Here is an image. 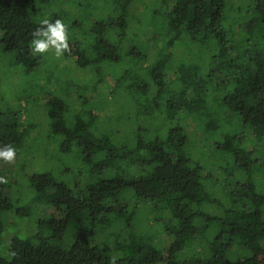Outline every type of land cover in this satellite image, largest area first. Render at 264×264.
Returning <instances> with one entry per match:
<instances>
[{
    "label": "trees",
    "instance_id": "1",
    "mask_svg": "<svg viewBox=\"0 0 264 264\" xmlns=\"http://www.w3.org/2000/svg\"><path fill=\"white\" fill-rule=\"evenodd\" d=\"M67 1L0 0V55L23 67L24 81L47 71L35 87L57 91L39 106L49 139L58 153L76 150L75 169L88 167L90 177L70 183L19 170L13 180L0 160V264H110L105 236L125 251L115 264H264V0H153L136 14V0H96L109 12L66 21L71 51L60 65L33 54L30 42L43 19L64 21ZM157 3L164 12L151 19ZM60 66L97 75L90 100L86 84H63ZM107 92L117 104L100 101ZM31 96H17L19 106ZM8 109L0 147L16 148L20 161L39 125L27 126L26 110ZM155 118L160 126L147 140ZM189 118L212 146L193 149ZM210 151L223 179L207 169ZM18 182L32 189V206L15 207L7 190ZM140 208L153 217L139 221ZM26 213L39 222L20 236L11 224ZM129 227L142 231L127 235Z\"/></svg>",
    "mask_w": 264,
    "mask_h": 264
},
{
    "label": "rangeland",
    "instance_id": "2",
    "mask_svg": "<svg viewBox=\"0 0 264 264\" xmlns=\"http://www.w3.org/2000/svg\"><path fill=\"white\" fill-rule=\"evenodd\" d=\"M79 2H82V5H75L74 6V0H69L67 1V4L64 6L65 13L63 15L64 22L67 24L66 21L68 22H74L76 19H79V17L83 16V20H86V22L90 23L93 19L98 18V15H106L109 12V9L107 5L104 3L103 7L99 2H96V0H78ZM172 2L174 0H171ZM233 2H236L237 0H231ZM239 1V0H238ZM153 0H136L135 4L132 5V12L133 13H140L143 11L144 7L151 4L153 5ZM239 6V5H238ZM237 6V7H238ZM107 7V8H104ZM153 8H149L150 12L152 15L150 16L151 19L153 18L154 15L159 16L162 15L164 10H163V4H158L152 6ZM159 13V14H158ZM132 27H134L137 24V20L133 19L132 22ZM45 55L47 54L51 59L58 61V59L55 57L54 52L49 51L48 53H44ZM8 60V58H7ZM65 62L68 64V60H64L63 58L60 60V65H63ZM4 65L0 66V112H5L9 110L8 108L10 107H17L20 108L21 110H26L25 115L26 117V123L27 126H30L31 123L39 125L35 129L31 130V137L33 139H30L28 141V144L22 148V152L20 155V161L15 160V163H3V169H5L7 172H10L8 174L9 177H12L13 180L16 179L13 175L17 174L18 171L20 170L25 178V175H32L35 172H40V171H48L52 172L54 176L57 178L59 181H66V182H72L71 180H75L76 177L79 175L82 177V181H87L90 177V171L88 170L89 168H77L76 167L81 165L80 159L78 158V153L76 150H73L70 153H58L57 150L53 148V145L55 141H51L49 139V122L47 119V113L43 107L39 108L40 105H44L47 102V98L50 99L51 92H54L55 89L52 87H47V85L43 84L38 87H35V84L37 83H46L47 82V77L43 73L47 72L44 70L42 72L41 70L42 67H38L36 71L33 73V76L31 78L30 82L24 81L22 76H23V67L21 66H6V57L5 54L2 56L0 55V64ZM69 65V64H68ZM61 69L58 72L60 76V80L63 81V84H69V82H73V84L77 85L78 87H82L86 84L85 90L83 89V94L85 95V98H88L90 100L91 97L88 96V93L91 91L88 88V85H92L96 80H97V75L92 72H82L80 69H73L72 70H65L60 66ZM72 71V72H71ZM105 73H108L105 71ZM73 75V76H72ZM111 75V74H110ZM105 75L107 77L108 81H112L114 75ZM113 76V77H112ZM102 83L104 85L106 82ZM24 83L22 86L20 84ZM93 88V86H92ZM57 92V91H55ZM88 92V93H87ZM71 98L77 99L78 92L75 90H72L71 92ZM109 92H107L108 94ZM20 94L24 95H29L33 94L30 98L32 100L29 101H23V105H20V101L16 100L17 96H20ZM105 98H100V101L103 102L104 100L107 101V103L113 102L117 104V94L110 96L105 95ZM40 99V104L37 106V101ZM34 100V101H33ZM32 101V102H31ZM94 101V99H93ZM93 101L89 102V106H92ZM96 101V100H95ZM27 102V103H25ZM94 105V104H93ZM45 112V113H44ZM44 113V114H43ZM156 120V118H155ZM46 123L47 127H43V124ZM145 123V122H143ZM187 130L191 136L192 140V146L194 147L193 149L197 150L198 148L202 147V145H205V147H210L212 146L213 142L210 141L209 139H206V132L203 129L197 128L191 118L189 120L187 119L185 121ZM45 125V124H44ZM145 125H147L145 123ZM158 126H160L157 123V120L155 121V127L151 129L148 134L153 135L154 132L158 131ZM153 127V125H152ZM145 134V138L148 140L149 138H155L156 134L148 135ZM37 135L36 137H34ZM63 139V137H62ZM58 142V141H57ZM210 155L208 157L204 158V162L207 165V169H210V171L218 178L223 179L224 176L222 174V171H220L217 167L212 165V160L214 153L209 152ZM18 162H19V169H18ZM115 170L116 166H114ZM78 175V176H77ZM13 187H9L7 190L8 195L10 196L11 193H13L12 198L15 202V207L22 208V206H32V189H28L27 184L24 182H18L17 185L15 186V189ZM219 192L216 190V193ZM45 212L53 213L56 210L53 207H46L44 209ZM138 214V220L142 222V217L144 219L149 220V218L152 215H149V218L144 210V208L139 209L137 211ZM40 216V215H38ZM36 215V213H26L25 215H20L17 216V219H14L13 224H11V228L16 231V234L20 236H27L28 234H32L36 227L37 221L39 222V218ZM41 218V217H40ZM8 230V229H7ZM6 230V233L8 232ZM9 230H11L9 228ZM107 231V230H106ZM103 232L102 234L106 233ZM127 235H130V233H134V231H142L141 228L138 227H129L127 229ZM151 231V230H149ZM10 233V232H8ZM101 234V235H102ZM107 236L104 237V242L106 245H104V249L108 252H110L113 257L119 258L123 255H125V251L123 249H115L112 247H108L109 241L106 239ZM171 239L169 238L167 242L165 243V246L169 245ZM5 238L3 237V241L1 244V249L6 252L5 250ZM117 243V242H116ZM114 246V245H113ZM189 250L187 254H189ZM163 264V263H161Z\"/></svg>",
    "mask_w": 264,
    "mask_h": 264
},
{
    "label": "clouds",
    "instance_id": "3",
    "mask_svg": "<svg viewBox=\"0 0 264 264\" xmlns=\"http://www.w3.org/2000/svg\"><path fill=\"white\" fill-rule=\"evenodd\" d=\"M32 35L30 47L33 54H44L52 51L57 59H61L65 53L71 51L68 25L60 18L54 22L43 19ZM16 155L17 150L13 146L0 147V160L5 163H15ZM0 183H7L6 177L0 176ZM110 264H115V258H112Z\"/></svg>",
    "mask_w": 264,
    "mask_h": 264
}]
</instances>
